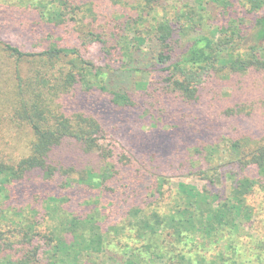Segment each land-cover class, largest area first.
<instances>
[{
	"label": "trees",
	"instance_id": "1",
	"mask_svg": "<svg viewBox=\"0 0 264 264\" xmlns=\"http://www.w3.org/2000/svg\"><path fill=\"white\" fill-rule=\"evenodd\" d=\"M109 1L112 7L98 9L93 0H18L17 10L27 9L23 15L37 11L40 19L15 21L14 12L7 20L9 30L48 31L56 34V40L40 51L0 40V204L10 205L21 194L35 192L41 200L37 211L46 212L49 222L40 235L36 223L20 222L10 210L0 209L4 223H0V264H31L39 259L47 264H79L81 257L85 262L103 251L107 232L102 231L98 209L79 214L69 211L67 204L89 205L91 190L99 191L94 204L99 203L119 188L146 199L141 187L124 181L126 172L114 140L119 119L113 123L115 116L103 119L78 106L77 88L108 98L115 111L138 105L143 115L168 120L165 124L170 127L197 132L213 125L225 129L216 141L202 137L192 146L196 158L207 164L214 162L216 146L221 147L224 154L219 161L231 165L229 195L218 202L213 191L226 174L221 167L211 173L199 168L195 175L207 182L202 188L179 181L173 189L166 177L154 176L147 188L150 200L131 206L123 219L132 225L135 239L148 243L158 237V229L166 224L158 213L162 207L165 218H176L170 227L174 241L198 231L215 238L227 216L248 206V196L255 191L264 194V0ZM235 8L242 16L232 17ZM214 9L230 18L219 24L211 15ZM145 43L151 44V63L145 56L142 67L131 66L139 62ZM94 49L100 64L85 56ZM135 69L154 75L152 83H138L136 91L129 92L107 86L110 73ZM12 130L15 137L18 132L26 139L22 154L14 158L1 146L4 132ZM109 138L113 141L107 143ZM186 159L177 166L171 163L172 169L180 171ZM33 180L38 186L30 185ZM171 193L181 195L180 204L167 202ZM116 200L114 196L112 206Z\"/></svg>",
	"mask_w": 264,
	"mask_h": 264
},
{
	"label": "rangeland",
	"instance_id": "2",
	"mask_svg": "<svg viewBox=\"0 0 264 264\" xmlns=\"http://www.w3.org/2000/svg\"><path fill=\"white\" fill-rule=\"evenodd\" d=\"M167 1L169 0H164L162 3ZM17 2L18 0H0V40L30 51H40L42 48L51 45L56 40V34H48V31L31 34L28 31L29 29L23 30L21 33L14 29H8L7 20L13 16L14 12L18 14L13 17L15 21L25 17L40 19L37 11H29L27 15H23L27 9L17 10V7H21ZM110 3L109 0H93V5H98V9L103 5L111 6ZM233 11L232 17L242 16L237 13L236 8ZM158 12V16H160L162 11L158 10ZM211 15L217 18L219 24L230 18V14L219 15L218 9H214ZM150 47L151 44L149 46L147 43L143 44L141 48L147 54L144 52H142L143 55L139 53V62L131 66L142 67V62L146 60V57H149L147 63H151L152 53L149 52ZM85 56L94 60L96 64L101 62L98 49L90 50ZM130 60V57L125 58V61L129 62ZM134 61L136 62V59ZM116 67L117 65L114 66V68ZM9 71H11V67L7 70V73ZM114 73H110L106 84L109 88L118 91H136V88L140 86L138 83H141V85L150 84L155 78L150 73L136 71V69ZM3 85H5V82ZM77 92V97L79 98L78 106H86L90 113L99 114L103 119L115 116L116 120L113 123L119 119L117 125L114 124L116 125L114 140L115 145L118 147L116 152L119 158H122V163L124 164V167L122 166L123 168H121L126 172L124 181L128 179L133 182L131 183L132 186L141 187L142 192L146 193V199L142 201L141 198H136L133 194L122 191L123 188H119L114 195L117 196L116 205L112 206V202H114L112 194H105L101 197L99 203L94 204L96 201L95 194H99V191L91 190V203L89 205L75 201L67 204L69 211L79 214L89 213L98 209L97 211L101 214L98 220L102 231L107 232L106 236H104L103 251L94 254L85 262L84 258L81 257L79 264H127L128 261H132L134 264H264V194L259 191H255L254 194L247 197V207L226 217L223 227L216 234V240L211 238V236L203 237L198 231L197 233L187 232L184 238L174 241L171 236L172 228L170 227H173L176 218H170L169 216L165 218L164 214H161L163 207L158 213L161 219H165L166 224L163 223L158 229V237L148 240V243L135 239V230L130 229L132 225L127 223L128 220L123 221L131 206L137 203L145 204L150 200L147 197V188L152 186L155 179L154 176L166 177L173 189H175L176 183L179 181L191 183L198 188H202L207 185V182L200 179L198 174L195 175L199 168H206L211 173L213 168L221 167L226 174L216 183L215 188L213 186V191L215 190L218 193V202L226 195H229L233 178H231L232 174L228 173L227 169L231 165L227 164V162L225 163L224 160L219 161L218 157L224 154L220 151L221 147L216 146L219 149L212 154L214 162L207 164V160L202 158L205 154H201L202 159H197L198 153L194 152L195 147L192 146L195 141L202 139V137L216 141L225 133L223 127L213 125L211 128H202L200 132L190 127L184 130L177 126L170 127L165 124L168 120L164 122L155 121L153 118L143 115L142 108H138V105L115 111V106L110 104L108 98L87 95L81 91V88H77ZM74 103L76 104V102ZM155 122L158 123V127L152 126ZM13 132V130L4 132L6 133V140L1 145L10 158L19 157L22 154L26 141L24 134L17 132V137H15ZM111 141H113L111 138L106 140L107 143ZM221 144L223 145V142ZM132 147L133 151L130 150ZM129 159L130 161L127 162ZM182 159H186V166L182 169L180 166V171H178L179 169L173 170L170 164L175 163L177 166ZM194 164L195 167L193 168L195 169L192 170L191 165ZM218 164L219 166H216ZM137 169L140 171H137ZM251 173L249 172V174ZM30 185L38 186L36 185V180L31 181ZM111 185L114 187L113 183ZM170 195L171 197L167 196V202L172 200L180 204V194L174 195V193H171ZM148 196L151 197L150 193ZM37 198L38 196L35 192L28 196L21 194L16 199L11 200L10 205L1 203L0 209L10 210L12 217L20 222L36 223L35 232L41 231L40 235H42L47 230L49 222L46 212L37 211L40 207L39 201H41ZM77 200L81 201L82 198ZM147 211L150 212L151 210ZM170 211L172 210H168L166 213ZM0 223L4 225L1 219ZM5 223L12 227L8 220H5ZM7 225L4 229L7 228ZM175 231L173 229V233ZM138 247L140 250L137 249ZM11 251L14 252L15 250L12 249ZM11 251L6 250L8 253H11ZM31 264H47V260L39 259Z\"/></svg>",
	"mask_w": 264,
	"mask_h": 264
}]
</instances>
